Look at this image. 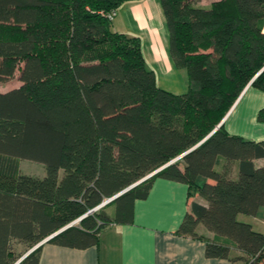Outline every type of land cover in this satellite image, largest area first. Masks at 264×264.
Here are the masks:
<instances>
[{"label": "trees", "instance_id": "trees-1", "mask_svg": "<svg viewBox=\"0 0 264 264\" xmlns=\"http://www.w3.org/2000/svg\"><path fill=\"white\" fill-rule=\"evenodd\" d=\"M125 1L0 0V83L20 81L0 91V264L82 215L44 243L95 245L132 221L157 177L187 185L175 233L203 241L206 257L264 264V232L239 218L264 206V139L217 126L250 81L264 92V0H160L181 93L156 84L139 37L111 27ZM44 243L18 264H38Z\"/></svg>", "mask_w": 264, "mask_h": 264}, {"label": "crops", "instance_id": "crops-1", "mask_svg": "<svg viewBox=\"0 0 264 264\" xmlns=\"http://www.w3.org/2000/svg\"><path fill=\"white\" fill-rule=\"evenodd\" d=\"M111 27L139 37L145 63L153 70L159 87L173 93L185 91L186 70L170 54L160 0L123 2ZM261 107L264 92L246 85L223 117L225 129L246 139H264V122L257 120ZM254 163L264 164V158ZM187 204L186 184L157 177L146 198L135 201L132 221L110 224L100 231L97 243L86 248L44 243L38 264H231L225 258L206 257L203 241L175 233ZM239 218L264 232V206L253 215Z\"/></svg>", "mask_w": 264, "mask_h": 264}, {"label": "rangeland", "instance_id": "rangeland-1", "mask_svg": "<svg viewBox=\"0 0 264 264\" xmlns=\"http://www.w3.org/2000/svg\"><path fill=\"white\" fill-rule=\"evenodd\" d=\"M210 0H199L202 3H208ZM18 71L15 72L12 78L8 79L5 82L0 83V91L7 90L16 86H19L20 81L17 78ZM19 166L22 173L31 174L34 176H43L44 166L43 163L30 160V159H19ZM248 216V215H245ZM244 214H240L239 217H245ZM249 219V218H246ZM17 249H20V245H15Z\"/></svg>", "mask_w": 264, "mask_h": 264}, {"label": "water", "instance_id": "water-1", "mask_svg": "<svg viewBox=\"0 0 264 264\" xmlns=\"http://www.w3.org/2000/svg\"><path fill=\"white\" fill-rule=\"evenodd\" d=\"M251 82V81H250ZM250 82L247 84L249 85ZM223 118L221 119V121L217 124V126H219L220 124H222ZM208 136V135H207ZM198 144V143H197ZM196 144V145H197ZM194 145V146H196ZM193 146V147H194ZM193 147H191L190 149H192ZM189 149V150H190ZM188 151V150H187ZM187 151L183 152L181 155H184ZM179 155V156H181ZM165 165L155 169L153 172L149 173L148 175L142 177L141 179H139L138 181L132 183L131 185L127 186L126 188H124L123 190L117 192L116 194H114L113 196H111L110 198L106 199L104 202H102L101 204H99L98 206H96L95 208H93L92 210L97 209L98 207H100L101 205H103L104 203L116 198L117 196H119L120 194H122L123 192H125L126 190L132 188L133 186H135L136 184H138L140 181L144 180L145 178L149 177L150 175L156 173L157 171H159L161 168H163ZM91 211V210H90ZM84 215L80 216L78 219L68 223L67 225L63 226L62 228L58 229L57 231L51 233L50 235L46 236L43 240H41L40 242H38L37 244H35L34 246H32L31 248H29L25 253L22 254V256H20L13 264H18L25 256H27L31 251H33L35 248H37L39 245H41L42 243L48 241L49 239H51L53 236H55L57 233H59L60 231H62L63 229H65L66 227L72 225L75 221L81 219Z\"/></svg>", "mask_w": 264, "mask_h": 264}, {"label": "built area", "instance_id": "built-area-1", "mask_svg": "<svg viewBox=\"0 0 264 264\" xmlns=\"http://www.w3.org/2000/svg\"><path fill=\"white\" fill-rule=\"evenodd\" d=\"M115 14H116V11L114 10L112 12L107 13V16L109 19H112L115 16Z\"/></svg>", "mask_w": 264, "mask_h": 264}]
</instances>
